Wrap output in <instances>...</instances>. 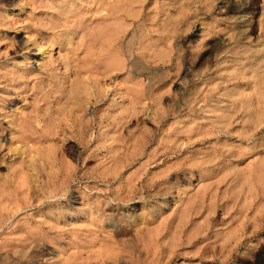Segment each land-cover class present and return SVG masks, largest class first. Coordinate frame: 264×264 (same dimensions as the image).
<instances>
[{
    "label": "rangeland",
    "instance_id": "obj_1",
    "mask_svg": "<svg viewBox=\"0 0 264 264\" xmlns=\"http://www.w3.org/2000/svg\"><path fill=\"white\" fill-rule=\"evenodd\" d=\"M0 264H264V0H0Z\"/></svg>",
    "mask_w": 264,
    "mask_h": 264
},
{
    "label": "bare ground",
    "instance_id": "obj_2",
    "mask_svg": "<svg viewBox=\"0 0 264 264\" xmlns=\"http://www.w3.org/2000/svg\"><path fill=\"white\" fill-rule=\"evenodd\" d=\"M119 8V7H118ZM118 8H113V7H111V9H109V11H107V15H112V14H115V13H117V12H119L120 11V9H118ZM107 10V9H106ZM112 23H110V24H105L101 29H100V31H99V36H101V38L103 37V38H105V37H107L108 38V40L110 41V50L113 48V47H115L114 49H117L118 48V45H119V39L122 37V34H123V32H124V34H125V30H123L122 29V27H124L123 25H122V23L121 24H119V25H117V27L116 26H114V27H116V28H114V27H112L114 24H112ZM120 25H121V28H120ZM120 29H122V30H120ZM103 40V39H102ZM104 40H106V39H104ZM106 43V42H105ZM117 47V48H116ZM103 53V52H102ZM109 53V52H108ZM106 55V54H105ZM104 55V56H105ZM100 57H101V55H100ZM111 59V58H110ZM115 62H113V63H110V66L112 65V64H114ZM117 65V64H116ZM116 65H112L111 67L113 68V69H115L116 68ZM115 68H114V67ZM100 69V68H99ZM103 69V68H102ZM132 217V216H131ZM142 217H143V215H142ZM139 218V220H140V217H138ZM131 220V219H130ZM132 221V220H131ZM130 221V222H131ZM115 222H116V220H115ZM117 222H120V221H117ZM137 222V221H136ZM142 222V221H141ZM143 224V223H142ZM136 225L138 226V224L136 223ZM140 226H142V225H140ZM117 227V226H116ZM120 227H121V225H120ZM119 228V227H118ZM137 228H140L141 229V227H137ZM27 239V238H26ZM31 239V238H30ZM29 240V239H28ZM32 240V239H31ZM30 240V241H31ZM35 240V239H34ZM33 241V240H32ZM31 241V242H32ZM27 242V241H26ZM38 242V241H37ZM40 244V243H39ZM42 245V244H41ZM33 246H35V243H34V245ZM42 247V246H41ZM24 248V247H23ZM21 253H23V252H21Z\"/></svg>",
    "mask_w": 264,
    "mask_h": 264
}]
</instances>
